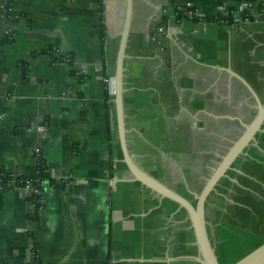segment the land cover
<instances>
[{"label":"crops","instance_id":"0c3cea01","mask_svg":"<svg viewBox=\"0 0 264 264\" xmlns=\"http://www.w3.org/2000/svg\"><path fill=\"white\" fill-rule=\"evenodd\" d=\"M175 2L201 18L133 0L125 124L139 168L195 202L258 112L246 82L217 66L264 102V9L243 20V0ZM126 10L127 0H0V164L36 176L42 148L55 180L39 204L0 186V264H202L186 209L124 159L107 79ZM207 220L221 264L239 260L231 246L245 255L264 243V127L212 192Z\"/></svg>","mask_w":264,"mask_h":264},{"label":"water","instance_id":"95a60500","mask_svg":"<svg viewBox=\"0 0 264 264\" xmlns=\"http://www.w3.org/2000/svg\"><path fill=\"white\" fill-rule=\"evenodd\" d=\"M133 12V0H127L126 17L124 21L123 31L121 33V42L117 57V66L115 78V104L116 114L118 122V131L121 142V147L124 154L125 162L133 173V175L142 183L157 191L164 197H167L180 206L186 209L193 224V228L197 235V240L201 252L202 264H221L216 252V248L212 242L211 233L208 228L207 220V204L209 198L219 185L220 181L228 175V172L233 169L234 163L239 159L241 155L245 153L246 148L252 141L257 140L259 134L264 127V102L259 100L254 89L250 84L239 74L232 71L229 68L223 66H217L227 69L240 77L249 86L257 99L258 112L255 118L249 123L245 124V129L241 136L234 142L227 153L214 167L211 175L207 179L203 189L196 195V201L193 202L187 197L183 196L179 192L160 182L147 172L143 171L135 163L133 156L131 155L128 143H127V130L125 124V110H124V87H123V72H124V60L126 57V45L129 37V30L131 25V18ZM205 64V63H202ZM210 65V64H208ZM215 66V65H213ZM234 264H264V243L255 248L248 255L238 260Z\"/></svg>","mask_w":264,"mask_h":264},{"label":"trees","instance_id":"16d2710c","mask_svg":"<svg viewBox=\"0 0 264 264\" xmlns=\"http://www.w3.org/2000/svg\"><path fill=\"white\" fill-rule=\"evenodd\" d=\"M248 1L252 4L251 7H245L240 12L239 18L243 20H252L255 17V14L258 12H261L264 9V4L261 2V0H243ZM170 3L174 6L176 15L178 19L182 18H190L193 20H199L201 17L197 13L192 17H189L187 13L185 12V9H180L178 4H176L175 0H170ZM194 10L197 11V9L194 7ZM217 23L221 22H227L232 23L234 19L229 15L224 20H213ZM52 48L48 47L44 52H50L51 53ZM53 57L56 60L63 59L62 57L58 56L57 54H53ZM65 59V58H64ZM68 60V59H67ZM35 157L37 159V168L38 173L36 176H24V175H17L9 168L5 167L4 165L0 164V186L2 187H9L11 184H15L19 187H24L28 183H30L34 187V193L31 195V199L36 203H40L41 198V192L44 189V186L46 183H54L55 180L50 175V164L46 160V156L40 148L38 151H35ZM33 233L30 232V236L32 237Z\"/></svg>","mask_w":264,"mask_h":264},{"label":"built area","instance_id":"2783aa9c","mask_svg":"<svg viewBox=\"0 0 264 264\" xmlns=\"http://www.w3.org/2000/svg\"><path fill=\"white\" fill-rule=\"evenodd\" d=\"M243 6H244V8L245 7H251L252 6V4L250 3V2H248V1H244L243 2ZM179 8L180 9H182V8H184L185 9V12L187 13V15L189 16V17H192V16H194L195 14H197V11H195L194 10V7L193 6H179ZM54 49V48H53ZM55 51H57L58 52V48H55L54 49ZM56 53V52H55ZM107 82H108V88H109V91H110V93L112 94V95H115V78H114V76H110V77H108V79H107ZM39 150V149H38ZM37 150V151H38ZM23 188H25V189H27V190H29L30 192H34V187L30 184V183H28L26 186H24Z\"/></svg>","mask_w":264,"mask_h":264},{"label":"rangeland","instance_id":"374dc122","mask_svg":"<svg viewBox=\"0 0 264 264\" xmlns=\"http://www.w3.org/2000/svg\"><path fill=\"white\" fill-rule=\"evenodd\" d=\"M259 241L257 240V241H254V243L256 244V245H258L259 243H258ZM263 244V243H262ZM262 244H260V245H262ZM260 245H258L257 247H259ZM256 247V248H257ZM244 249V250H243ZM255 249V248H254ZM253 249V250H254ZM253 250H251L250 252H252ZM229 255H230V257H232V259H233V261H234V259H236V258H238L239 260L240 259H242L243 257H245L246 255H248L250 252L248 251L247 253H245V255L244 254H242V253H244V251H247V250H245V248H240V247H238V248H236L235 246H231V247H229Z\"/></svg>","mask_w":264,"mask_h":264}]
</instances>
